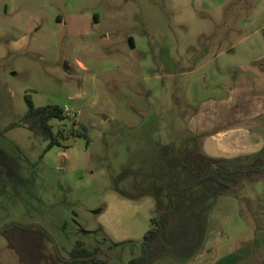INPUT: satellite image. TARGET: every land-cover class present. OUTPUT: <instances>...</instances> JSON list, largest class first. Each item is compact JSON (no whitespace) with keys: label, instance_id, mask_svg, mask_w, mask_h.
Masks as SVG:
<instances>
[{"label":"rangeland","instance_id":"obj_1","mask_svg":"<svg viewBox=\"0 0 264 264\" xmlns=\"http://www.w3.org/2000/svg\"><path fill=\"white\" fill-rule=\"evenodd\" d=\"M262 76L264 0H0V264H64L78 241L129 264L188 162L196 178L224 164L204 155L193 114ZM27 95L68 107L55 132L85 127L89 144L47 151L9 129ZM228 166L255 171L175 198L157 264H264V156Z\"/></svg>","mask_w":264,"mask_h":264},{"label":"trees","instance_id":"obj_2","mask_svg":"<svg viewBox=\"0 0 264 264\" xmlns=\"http://www.w3.org/2000/svg\"><path fill=\"white\" fill-rule=\"evenodd\" d=\"M28 110L21 123L13 124L9 129L25 127L31 133L38 135L43 141L48 142L47 151L59 145L61 140L70 138H85L90 142L87 129L83 132L70 129L67 135L62 131L55 132L52 125L53 120L64 122L68 119L64 108L56 105L37 107L30 95L26 96ZM8 129V130H9ZM173 151V146L166 145L161 148V155L168 157ZM191 162V161H190ZM185 166L184 177L169 190V204L165 211L159 216L151 219V227L143 238L141 244V254L129 261V264H155L163 257L166 251L167 229L171 221L175 198L187 193L188 191L202 186L207 182H214L224 187L238 186L245 178H251L255 169L237 166L231 168L226 164H217L206 171L200 177H194L191 163ZM12 242V238L9 237ZM101 248L89 249L85 243L78 241L75 248L70 252V258L63 261L64 264H109L107 259L100 257Z\"/></svg>","mask_w":264,"mask_h":264},{"label":"crops","instance_id":"obj_3","mask_svg":"<svg viewBox=\"0 0 264 264\" xmlns=\"http://www.w3.org/2000/svg\"><path fill=\"white\" fill-rule=\"evenodd\" d=\"M226 90L225 98L209 101L197 109L189 130L202 141L204 155L226 165L234 160L264 156V138L258 137L264 135V76L236 82ZM252 136L256 138L250 139ZM211 142L218 144L217 155L211 153ZM260 181H264V171Z\"/></svg>","mask_w":264,"mask_h":264},{"label":"built area","instance_id":"obj_4","mask_svg":"<svg viewBox=\"0 0 264 264\" xmlns=\"http://www.w3.org/2000/svg\"><path fill=\"white\" fill-rule=\"evenodd\" d=\"M64 111H65V114H66L67 117H69V118H74L75 117V114L72 111H70V109L68 107H66L64 109Z\"/></svg>","mask_w":264,"mask_h":264},{"label":"flooded vegetation","instance_id":"obj_5","mask_svg":"<svg viewBox=\"0 0 264 264\" xmlns=\"http://www.w3.org/2000/svg\"><path fill=\"white\" fill-rule=\"evenodd\" d=\"M9 237H11V236H9ZM101 253V252H100ZM67 261V260H66Z\"/></svg>","mask_w":264,"mask_h":264}]
</instances>
